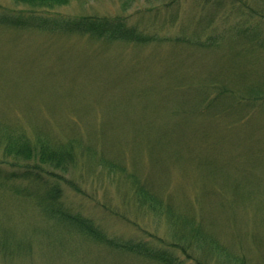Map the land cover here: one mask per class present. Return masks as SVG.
I'll use <instances>...</instances> for the list:
<instances>
[{
	"label": "rangeland",
	"instance_id": "obj_1",
	"mask_svg": "<svg viewBox=\"0 0 264 264\" xmlns=\"http://www.w3.org/2000/svg\"><path fill=\"white\" fill-rule=\"evenodd\" d=\"M124 1L71 0L56 11L125 12L141 19L147 32L170 35L186 27L202 33L198 18L217 6V0H181L151 22L148 10L163 1ZM228 1L217 7L224 13L212 28L239 20L231 11L238 2ZM15 7L14 0H0L1 11ZM197 50L165 42L105 43L0 23V127L30 138L39 128L55 140L80 137L118 162L125 175L148 178L163 196L191 205L192 216L203 215L214 232H203L207 241L188 248L191 255L178 252L184 264H196L194 257L206 264H241L237 257L264 264V110L235 100L201 106L209 72L225 73L227 62L219 61L225 49ZM252 63L253 71H264L262 59ZM233 78L227 82H237ZM241 83L261 86L258 73ZM13 157L0 146V264H164L65 223L47 200L54 187L64 209L92 219L110 240L154 242L155 235L163 238L159 246L175 250L168 242L190 234L171 232L164 219L139 209L134 197L129 200L130 184H118L114 173L84 163L48 166L38 182L22 165L31 160L19 157L17 164ZM235 186L244 198L234 194Z\"/></svg>",
	"mask_w": 264,
	"mask_h": 264
},
{
	"label": "trees",
	"instance_id": "obj_2",
	"mask_svg": "<svg viewBox=\"0 0 264 264\" xmlns=\"http://www.w3.org/2000/svg\"><path fill=\"white\" fill-rule=\"evenodd\" d=\"M14 1L18 4V7L8 10L3 9L4 11L0 10V23L11 28L77 34L104 41L105 43L127 42L143 46L159 42H165L172 46L181 44L197 47L202 50L197 51L203 52V54L206 52L215 53L220 49H225L219 60L222 64L227 62L225 73L222 70L218 75L214 74L212 70L209 72L207 80H204L210 89L202 91L204 97L200 99L199 104L206 108H214L219 104L221 105L228 101L234 102L235 100L237 103L240 101L244 107L258 105L259 109L264 110V71L252 70L253 57L264 61V0H252L249 3L247 0H236L238 5L233 6L231 11L239 20L230 28L227 26L224 29L221 27L212 28L214 23L217 24L218 19L222 20L219 16L222 13V17L224 13L217 10L219 9L217 7H222L224 2L229 3L228 0H217L214 3L217 5L214 8L215 11L210 14L206 12L203 17L198 18L197 31L202 33H197L194 29L189 32L191 27H186L181 32L170 35L161 34L154 30L147 32L145 24L142 25L140 23L141 19L134 20L132 19L133 14L128 15L125 12L109 16L97 13L70 15L56 11L59 7L68 5L71 0ZM155 1H163V4L156 9L148 10L151 22L154 20L152 17H157L163 10L166 11L172 8L175 10V4L181 0ZM127 3L128 0L124 1L123 4ZM207 3H210V0ZM174 13L172 12V15ZM172 15L171 21H177L178 17ZM219 28L224 32L219 33ZM208 31L211 33L206 34ZM234 64L239 66V73ZM256 73H258V78L260 79L259 85L262 87L245 86V83H241L244 78ZM233 77L237 78V82H227L228 78L234 79ZM239 84L243 88L240 91L233 87V85L237 86ZM4 129L0 127V146H3L6 154L14 156L13 159L17 164H20L17 160L21 158L31 160V162H26L22 165H25L27 173L32 175L36 181L41 182L44 180L41 172L45 171L48 166L58 170L68 164L74 167L84 166L85 164L92 168L100 167L102 171L114 173L118 184L124 182L130 184L131 194L129 200L134 197L132 199L138 203L139 209L154 218L164 219L168 223L171 232H190V234L186 238L182 237L168 242L170 245L176 246L175 250L167 249L165 245L159 246V244H163V238L155 235L153 236L155 238L154 242L110 240L105 231L95 225L92 219L73 214L64 209L58 202V197H56V192H60V190L58 187H54V195L53 193L49 196L47 195V200L52 202L54 207L51 210L52 213H58L65 223H70L72 226L77 227L80 232L95 236L102 242H111L116 247L119 246L123 249L138 252L148 259L161 261L164 264H184V259L178 256V252L181 251L188 256L191 255L188 248H199L201 242L207 241V237L203 232H214L212 225L205 222L203 215L192 216L191 212L193 211L188 208L191 205L185 208L186 205H178L168 195L163 196L161 189H156L148 178L140 180L135 174L131 176L125 175L124 168L118 162L114 164L113 160L105 152L97 153L91 147L92 145H85L80 137L66 136L62 141L55 140L47 135L44 129L39 128L35 131V135L30 138L25 132L19 133L9 128ZM234 194L238 195L239 198L245 197V193L241 192L238 186L234 187ZM194 260L196 264H206L197 257H194ZM235 260L237 263L245 264L244 257H237Z\"/></svg>",
	"mask_w": 264,
	"mask_h": 264
}]
</instances>
